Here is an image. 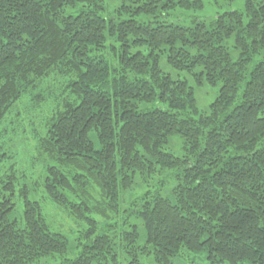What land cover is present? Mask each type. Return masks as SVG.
<instances>
[{
  "label": "trees",
  "instance_id": "1",
  "mask_svg": "<svg viewBox=\"0 0 264 264\" xmlns=\"http://www.w3.org/2000/svg\"><path fill=\"white\" fill-rule=\"evenodd\" d=\"M114 1L0 0V129L25 98L53 100L37 137L49 160L43 186L87 226L80 253L65 256L67 236L52 230L27 184L14 217L16 153L0 143V264L56 254L59 264H122L118 248L128 264L144 255L172 264L184 251H206L210 264H264V0L191 26L160 18L201 0H121L112 13ZM162 57L196 86L220 85L207 111L191 77H173ZM49 80L61 83L58 93L44 87ZM174 137L182 155L169 149ZM168 170L173 196L156 190L131 210L144 244L136 224L99 231L123 191Z\"/></svg>",
  "mask_w": 264,
  "mask_h": 264
},
{
  "label": "rangeland",
  "instance_id": "2",
  "mask_svg": "<svg viewBox=\"0 0 264 264\" xmlns=\"http://www.w3.org/2000/svg\"><path fill=\"white\" fill-rule=\"evenodd\" d=\"M202 7H182L176 6L170 10L167 14L162 16L160 20H167L170 22L178 23L185 26H191L195 19H204L209 22L214 17H217L225 12L232 10H240L245 12L247 0H201ZM121 0H115L108 7V11L114 13V9L121 4ZM139 20H153L149 16L138 17ZM231 56L234 60L240 56V51L234 46V38L231 37L227 40ZM161 66L166 71L173 75V77L189 78L191 77L185 72H178L172 69L167 63L166 58L162 57ZM60 81V80H59ZM60 82H54L53 80L45 81V88H53L58 93L57 86ZM191 85L196 90V97L198 100L199 108L202 111H207L210 104L215 100L219 86L211 84H204L196 86V83L191 77ZM53 104V100L48 104ZM48 104L38 105L25 98L16 108L18 111H14L6 118L3 127L0 129V143L4 144L13 152L16 153V161L18 168V195L15 196L16 209L13 216L18 217L23 207V202L19 196V189L22 185L27 184L29 187V197L32 200H37L42 206L43 213L45 214L47 221L49 222L52 230L63 233L69 240V251L65 255L69 258L77 256L82 250V244L84 238H82L83 232L86 230V224L77 220L70 215L66 209L58 206L51 201L43 186L44 179L47 173V165L49 160L41 153L38 148L37 137L44 134L45 118L48 115ZM56 102L54 101V106ZM170 150L176 155L183 154V143L178 137L170 139ZM170 171H163L151 179L144 181L140 178L137 179V184L133 189L123 191L120 196L119 208L115 210L112 219H100L99 231L106 228L105 224L119 223L116 229L120 232L129 230L130 224H136L140 233L139 244H144L146 240L145 228L142 218L137 216L131 210L134 202L138 201L144 194L155 193L156 190H160L163 196L172 197L173 191L171 190L175 186V179L169 176ZM166 180L165 184L161 181ZM115 230L108 229L107 232L113 234ZM145 234V236H141ZM119 259L122 264H128L129 256L124 249L118 248ZM62 257L57 255L51 258H44L42 264H59ZM139 264H157L153 255H144L140 259ZM172 264H210L208 254L206 251L191 252L184 251L182 255L176 256L172 259ZM217 264V263H216Z\"/></svg>",
  "mask_w": 264,
  "mask_h": 264
}]
</instances>
